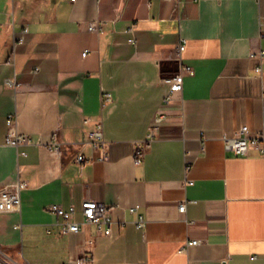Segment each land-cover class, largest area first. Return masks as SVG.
I'll list each match as a JSON object with an SVG mask.
<instances>
[{
  "label": "crops",
  "instance_id": "crops-1",
  "mask_svg": "<svg viewBox=\"0 0 264 264\" xmlns=\"http://www.w3.org/2000/svg\"><path fill=\"white\" fill-rule=\"evenodd\" d=\"M262 18L264 0H0V187L28 184L20 211L0 213L8 256L19 264H70L84 253L89 264H264V157L235 155L222 139L264 125L251 56L264 49ZM182 64L195 73L168 103L164 78ZM106 91L113 99L103 106ZM10 116L30 142L6 144ZM100 120L104 158L88 143ZM55 133L60 152L46 146ZM87 198L110 207L111 236L92 223L62 233L63 217L47 209L74 206L82 222ZM193 239L199 244L182 252Z\"/></svg>",
  "mask_w": 264,
  "mask_h": 264
},
{
  "label": "built area",
  "instance_id": "built-area-1",
  "mask_svg": "<svg viewBox=\"0 0 264 264\" xmlns=\"http://www.w3.org/2000/svg\"><path fill=\"white\" fill-rule=\"evenodd\" d=\"M75 1V0H72ZM261 35L264 36V18L260 22ZM89 30L95 32H102V28L98 22H91L89 24ZM28 31V28H24L23 33L15 38L14 46L24 42V34ZM134 42V38L130 39ZM185 42H181L178 45V60L182 61L183 52L185 50ZM85 54L87 51L84 52ZM251 56L257 57L259 59V64L256 66L255 71L262 79V99H263V113H264V76H263V63H264V49L258 51H252ZM195 73L194 69L190 65L182 64L181 70L171 77L164 78L165 81L170 82L169 90L166 93V102H172L176 93L183 90V80L185 74L193 75ZM14 84L13 82H11ZM113 96L111 92H103L102 95V105H106L108 102L112 101ZM163 116H159L160 120ZM88 120H86L87 122ZM9 132L6 138V144L11 146H19L23 143L30 142L31 139L25 135L20 134L16 130V123L13 116L8 119ZM153 136L151 133L148 140L140 144L135 152V162L141 163L144 157V153L150 145V140ZM223 142L225 149L232 152L235 155L248 156L251 150L256 149L260 156L264 157V125L260 131L254 132L250 129L248 125L241 126L234 134H224ZM88 143L92 145L94 149L101 150L103 155L100 158L105 157V139L103 122L97 121L95 127L88 133ZM50 150L60 152L62 148V143L59 139V135L55 133L51 142L47 145ZM76 160L82 165L87 161L84 154H79ZM192 182V181H190ZM27 182L18 179L12 183L6 184L0 187V213H12L20 211L21 209V192L27 187ZM84 221L78 222L73 219L75 213V207L70 206L68 210H65L60 204H51L48 206V210L60 214L63 217V221L60 223V231L62 233H79L82 230V225L87 223H92L96 225L99 234H105L107 236L112 235V224L113 218L110 214V207L103 202H98L93 199H85L82 203ZM131 212L136 214V225L141 228L146 226L147 221L140 212V207L138 205L132 206L130 208ZM186 210V202H183L179 206V211L184 212ZM20 227V224L16 225ZM199 244V240L193 239L189 240L182 246L181 251H186L192 245ZM255 256H252L254 258ZM92 261V256L89 253H84L77 260L71 262L70 264H89ZM0 264H19L17 261L13 260L8 256V254L0 247Z\"/></svg>",
  "mask_w": 264,
  "mask_h": 264
}]
</instances>
